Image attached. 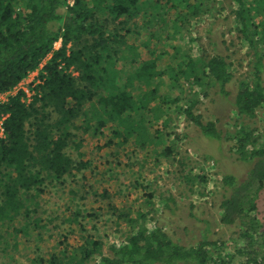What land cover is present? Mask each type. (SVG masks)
Masks as SVG:
<instances>
[{
	"label": "trees",
	"instance_id": "obj_1",
	"mask_svg": "<svg viewBox=\"0 0 264 264\" xmlns=\"http://www.w3.org/2000/svg\"><path fill=\"white\" fill-rule=\"evenodd\" d=\"M223 1L0 0V95L7 94L0 102V229L11 228L5 235L13 238L14 245L19 233L27 235L26 225L40 226L41 218L32 220L30 215L38 212V199L47 188L56 182L64 183L89 165L83 160L82 139L77 141L73 132L78 127L83 133L103 136L109 126L112 137L119 139L117 145L131 139L141 146L150 142L159 145V130L150 133L148 128L157 122L158 115H168L173 103L174 111L194 125L198 136L227 139L237 160L250 165L242 180L231 174L221 179L219 221L240 229L234 238L237 247L233 253L218 252L215 256L222 244L201 240L185 246L157 222L149 227L147 220L156 219L151 207L120 212L118 218L126 221L128 231L120 243H111L105 252L103 242L91 235L69 250L64 241L66 233L59 241L64 244L59 253L38 255L33 264H223L227 256L233 260L236 255L243 257L240 264H264V231L259 233L262 225L257 212V198L264 188V134L256 133L246 121L264 105V53L259 51L264 44V0H228L238 30L255 58L252 77L236 84L231 100L227 88L234 81L225 55L215 52L207 58L189 57L171 74L169 64L157 62L159 55L137 62L136 46L127 37L134 28L131 22L135 25L142 16L141 27L150 39L167 40L173 37L169 23L174 31L183 32L192 20L216 12L214 9ZM255 17L260 20L255 21ZM58 41L60 45L56 47ZM171 47L178 56V48ZM34 71L37 76L31 82L28 101L23 89L13 90ZM163 72H169L174 82L167 89H180L179 80L183 78L201 89L212 87V103L217 93L228 100L229 110L236 115L234 130L222 133L217 126L219 118L204 120L194 113L197 92L184 107L178 105L182 92L176 96L162 93L159 85ZM165 104H170L168 110L163 108ZM79 118L82 126L77 125ZM166 127L163 119L162 128ZM173 144L161 153L168 157ZM70 147L76 158L68 151ZM147 189L143 186L144 203L153 206V195ZM164 208L173 212L167 202ZM86 216L76 211L69 221ZM20 217L28 220L26 225L14 226ZM4 241L0 233V244L7 246L8 240Z\"/></svg>",
	"mask_w": 264,
	"mask_h": 264
},
{
	"label": "rangeland",
	"instance_id": "obj_2",
	"mask_svg": "<svg viewBox=\"0 0 264 264\" xmlns=\"http://www.w3.org/2000/svg\"><path fill=\"white\" fill-rule=\"evenodd\" d=\"M229 4L231 5V2L228 0L218 3L214 9L216 12L205 14L197 21L192 20L188 29L183 32L174 31L169 23L168 30L173 33V37L167 40L150 39L144 26L141 27L143 21L140 16L135 20L137 24L131 22L130 27L134 28L127 34L128 42L136 46V61L159 55L157 62L161 65L169 64L171 67L168 69L173 74L178 65L183 62L185 64L189 57L207 58L215 52L221 53L230 64L229 69L233 75L234 82L227 88L231 93L228 99L231 100V95L236 91V84L252 77L255 58L238 30ZM169 15L171 18V13ZM254 20L258 21L260 17H255ZM146 40H149L147 45L141 43ZM59 45L58 41L55 46ZM171 46L178 48V56L174 54ZM262 47L263 49H260ZM156 50L160 52L154 53ZM259 51L264 53V44L260 45ZM171 74L163 72L161 75L163 82L160 83L159 90L162 93L167 91L176 96L182 92V100L177 103L184 107L197 92L198 103L194 113L200 114L204 120L219 118L217 126L222 133L234 130L236 115L229 110L228 100L217 93L212 103V87L206 85L201 89L183 78L179 80L180 89H167L171 87V83L174 84L170 80ZM36 76L37 71L31 73L23 80V86L30 89ZM261 77L264 85V67ZM169 105L165 104L163 108L168 110ZM171 105L169 114L158 115L160 117L157 122L153 121L148 128L150 133L159 130L157 135L162 136L159 145L150 142L141 146L134 139L127 144L117 145L116 141L119 139L112 137L109 126L103 136L83 133V129L79 127L74 129L76 140L82 139L83 160L89 162V165L74 176L67 177L64 183L56 182L49 186L39 197L38 212L30 216L32 220L40 217V226L35 228L33 224L26 225L28 220L22 217L15 220L14 226L26 225L27 230L26 236L19 233L15 237L17 244L14 245L13 238L5 235L7 229L11 232V228L6 226L0 229L5 241L8 240L7 246L0 244V264H33L32 260L38 255L59 253L64 247L59 241L64 239L63 234L66 233L67 238L64 241L65 245H69V250L80 245L85 236L91 235L103 242L102 250L105 252L111 243H120L128 231L126 221L118 218L120 212H133L139 208L147 210L151 207L156 211V219L147 220L149 227L157 222L173 239L185 246L201 240L222 244V248L215 251V256L218 252L222 255L233 253L237 247L234 238L238 236L240 229L235 224H222L219 221V203L223 198L221 179L222 176L231 174L242 180L250 165L237 160L236 153L231 150L232 144L227 139H207L200 134L199 138L194 125L180 112L174 111L173 103ZM163 119L167 121L166 128H162ZM246 121L256 133L264 134V105L253 119ZM82 122V118H79L77 125L82 126ZM185 133L187 137L184 136ZM171 142L174 143L173 148L167 157L161 151ZM68 151L77 157L71 147ZM198 176H204V179H199ZM143 186L148 188L147 192L152 193L153 206L145 205ZM257 199L261 233L264 231V188ZM166 202L173 212L164 208ZM76 211L84 216L87 213L94 215L80 217L79 221H69ZM41 224H45L46 228ZM242 258L236 255L231 260L227 256L222 263L240 264L239 260Z\"/></svg>",
	"mask_w": 264,
	"mask_h": 264
},
{
	"label": "built area",
	"instance_id": "obj_3",
	"mask_svg": "<svg viewBox=\"0 0 264 264\" xmlns=\"http://www.w3.org/2000/svg\"><path fill=\"white\" fill-rule=\"evenodd\" d=\"M33 73V72H32ZM23 81L19 83V85L13 90V92L17 91L18 89H23L24 92L26 93V99L29 101L31 92L29 89L25 86H23ZM7 98V94H1L0 95V102L4 101ZM3 119V118H2ZM2 119H0V137L3 136V126H2Z\"/></svg>",
	"mask_w": 264,
	"mask_h": 264
}]
</instances>
